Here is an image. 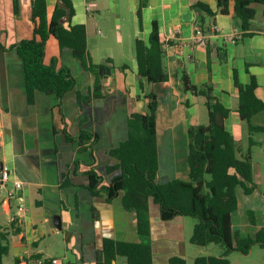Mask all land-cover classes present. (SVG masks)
I'll list each match as a JSON object with an SVG mask.
<instances>
[{
    "label": "crops",
    "instance_id": "1",
    "mask_svg": "<svg viewBox=\"0 0 264 264\" xmlns=\"http://www.w3.org/2000/svg\"><path fill=\"white\" fill-rule=\"evenodd\" d=\"M74 15L63 19L66 26L85 25L88 48L95 64L111 61L112 75L104 81L106 97L79 106L77 93L87 95L93 77L68 48L60 49L50 37L45 62L57 58L68 66L76 79L75 88L59 105L55 95L36 92L29 102L26 92L23 61L14 45L33 37L30 0H0V166L11 171L8 182L0 187V221L11 234L10 252L4 258L34 264L38 259H58L60 264H97V252L105 239L138 242V220L135 212L123 205V193L108 200L106 194L93 195L88 189L89 177L74 173L75 161H91L89 152H79L77 143L66 140L64 129L78 135L82 130L97 133L94 148V169L103 178V185L122 174L119 161L110 152L128 138V117L148 114L150 93L158 96L157 139L159 175L157 181L189 180V129L207 125L209 110L205 98L185 91L181 75L185 72L196 86L211 85L212 94L229 109L225 120L227 131L245 153L250 142L254 190L240 193L239 209L232 216L235 234L253 237L264 229V132H249V123L238 114L239 83L246 85L251 76L258 81L256 95L264 102V5H256V16L249 32L235 44L225 42L237 26L234 14L218 11L217 0H148L138 11L141 0H72ZM61 0H47L49 14ZM198 3L208 5L214 16L207 15ZM262 16V17H260ZM157 21L164 44L165 66L169 81L150 84L137 79L138 63L134 55L135 39L146 43ZM203 24V25H202ZM219 27V34L209 39L206 47L192 45L200 27ZM241 30V29H240ZM180 41L188 46L180 54ZM192 46V47H191ZM226 50L227 62L219 60ZM250 125L264 126V112L255 115ZM69 174L71 186H64ZM14 181L23 187L16 189ZM24 206V211L20 207ZM254 216V224L251 222ZM151 243L153 264H169L173 257H182L194 264L198 257H221L223 248L198 246L190 239L197 219L176 216L165 221L160 207L150 201ZM15 229L20 230L13 234ZM213 248V249H212ZM259 244L253 245L250 256ZM55 249L66 251L53 253ZM264 250V249H263ZM197 253V254H196ZM233 251L228 258L238 264ZM242 254V253H241ZM39 257L36 259V257ZM115 264H128L119 257ZM264 264V260L262 263Z\"/></svg>",
    "mask_w": 264,
    "mask_h": 264
},
{
    "label": "trees",
    "instance_id": "2",
    "mask_svg": "<svg viewBox=\"0 0 264 264\" xmlns=\"http://www.w3.org/2000/svg\"><path fill=\"white\" fill-rule=\"evenodd\" d=\"M33 22V37L23 39L14 45L25 69L26 92L29 102H33L35 93L55 95L59 105L63 98L76 86V79L68 66L60 65L55 57L51 63L45 62L47 41L54 37L60 49L68 48L83 68L93 77L92 87L87 95L77 93L79 106L90 104L94 100L106 97L104 81L112 75L111 61L106 64L93 63L89 48L86 26H66L63 19L74 15L72 0H61L49 14L47 0H30ZM148 0H141L138 15ZM256 5H264V0H217L218 11L226 15L232 12L234 19L244 33L249 32L256 16ZM18 9V0H14ZM207 15L214 16L208 5L198 3ZM203 25V24H202ZM201 31H206L204 26ZM0 46L4 45L0 42ZM133 51L138 63L137 79L145 78L150 84L169 81L165 66V50L161 40L159 24L152 23L149 40L146 43L135 39ZM219 60L227 62L226 50L219 53ZM235 83L239 89L238 114L242 121L249 123V132H264V126L250 125V120L264 112V102L256 95L258 81L251 76L248 84L239 83L235 71ZM185 91L205 98L209 110L207 125L193 126L189 129V180H172L169 183L157 181L159 175V155L157 139L158 96L150 93L148 114H131L128 117V138L110 154L118 159V168L122 174L103 185V178L94 169V148L99 143V135L82 130L78 135L71 134L66 128L67 142L77 143L79 152H89L90 162L75 161L74 173L82 172L89 177L87 189L95 196L106 194L110 201L123 193V205L128 211L135 212L138 220V242L105 239L102 249L97 252V264H115L119 257H125L128 264H153L151 243L150 201L160 207L161 217L168 221L176 216H190L197 219L191 236V243L197 246L220 245L221 257H198L194 264H231L228 256L233 251L248 255L255 244L264 249V229L253 237H240L235 234L232 216L239 209L240 193L249 195L254 190L252 150L243 153L242 147L227 131L225 120L229 109L213 94L211 85H193L188 75H181ZM69 174L65 175L64 186H71ZM1 187V182H0ZM1 207V201H0ZM254 224V216L251 215ZM13 234L20 230L15 229ZM12 233L3 227L0 221V264L10 252ZM39 258L38 256L36 259ZM15 264H27L16 260ZM74 264V263H70ZM169 264H187L182 257H173Z\"/></svg>",
    "mask_w": 264,
    "mask_h": 264
},
{
    "label": "built area",
    "instance_id": "3",
    "mask_svg": "<svg viewBox=\"0 0 264 264\" xmlns=\"http://www.w3.org/2000/svg\"><path fill=\"white\" fill-rule=\"evenodd\" d=\"M220 30L217 25H212L208 30L199 31L196 37L193 39L191 44L200 45L206 47L208 45L209 39L215 37L219 34ZM225 42L229 44H235L237 41L243 38V31L240 29H235L231 34L224 37ZM188 46L187 41H180L178 45L179 53L182 54L184 48ZM192 47V46H191ZM11 176V171L9 167L3 166L0 168V182L5 183L8 182ZM14 186L16 189H21L23 187V183L21 181H14ZM24 206L20 207V211H24ZM34 264H60L58 259H38L34 262Z\"/></svg>",
    "mask_w": 264,
    "mask_h": 264
},
{
    "label": "rangeland",
    "instance_id": "4",
    "mask_svg": "<svg viewBox=\"0 0 264 264\" xmlns=\"http://www.w3.org/2000/svg\"><path fill=\"white\" fill-rule=\"evenodd\" d=\"M211 245H213L212 247L222 248L220 245H217V244H211ZM192 247L196 250L200 249L197 245H194ZM57 252H60V254L62 253L63 255L66 251L65 250L59 251L58 249H55L53 251V253H57ZM236 255H238L239 260H240L238 261V264H259V263H262V261L264 260V250L261 248H256L255 252L253 254H250V256H244L241 253H236ZM233 262L234 264H236V261H234V259H233ZM6 264H13L11 257L6 258Z\"/></svg>",
    "mask_w": 264,
    "mask_h": 264
},
{
    "label": "water",
    "instance_id": "5",
    "mask_svg": "<svg viewBox=\"0 0 264 264\" xmlns=\"http://www.w3.org/2000/svg\"><path fill=\"white\" fill-rule=\"evenodd\" d=\"M2 167H3V165L0 166V168H2Z\"/></svg>",
    "mask_w": 264,
    "mask_h": 264
}]
</instances>
